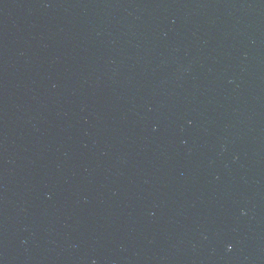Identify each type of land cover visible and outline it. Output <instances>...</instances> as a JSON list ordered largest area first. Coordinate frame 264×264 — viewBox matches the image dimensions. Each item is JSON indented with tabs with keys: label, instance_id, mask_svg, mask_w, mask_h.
<instances>
[{
	"label": "water",
	"instance_id": "1",
	"mask_svg": "<svg viewBox=\"0 0 264 264\" xmlns=\"http://www.w3.org/2000/svg\"><path fill=\"white\" fill-rule=\"evenodd\" d=\"M24 264H264V0H0Z\"/></svg>",
	"mask_w": 264,
	"mask_h": 264
}]
</instances>
